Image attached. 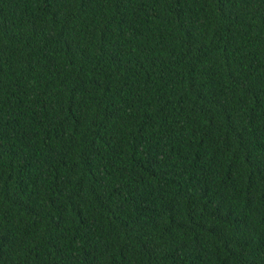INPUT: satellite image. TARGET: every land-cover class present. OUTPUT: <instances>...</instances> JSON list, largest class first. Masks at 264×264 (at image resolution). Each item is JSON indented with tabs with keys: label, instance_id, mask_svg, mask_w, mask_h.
Instances as JSON below:
<instances>
[{
	"label": "trees",
	"instance_id": "obj_1",
	"mask_svg": "<svg viewBox=\"0 0 264 264\" xmlns=\"http://www.w3.org/2000/svg\"><path fill=\"white\" fill-rule=\"evenodd\" d=\"M0 264H264V0H0Z\"/></svg>",
	"mask_w": 264,
	"mask_h": 264
}]
</instances>
